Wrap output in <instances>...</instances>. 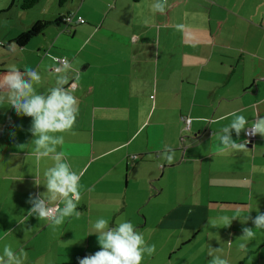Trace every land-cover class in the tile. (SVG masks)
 <instances>
[{"label":"crops","instance_id":"obj_1","mask_svg":"<svg viewBox=\"0 0 264 264\" xmlns=\"http://www.w3.org/2000/svg\"><path fill=\"white\" fill-rule=\"evenodd\" d=\"M152 3L37 0L0 23L8 30L0 34V74L27 65L46 92L55 81L50 55L78 69V115L56 134L65 141L58 151L82 174L78 218L54 226L29 216V194L46 191L43 172L53 161L33 155L31 118L0 104V255L10 245L27 252L24 264H78L100 250L92 225L102 217L110 227L130 221L155 245L142 264H208L209 245L228 264H264V229L252 223L264 213V137L245 150L217 148L231 113L249 122L264 116V0H167L164 13ZM68 14L70 25L48 26L8 50L31 22ZM231 135L245 140L243 131ZM222 216L233 218L229 226ZM245 227L255 232L247 241L239 239Z\"/></svg>","mask_w":264,"mask_h":264},{"label":"clouds","instance_id":"obj_2","mask_svg":"<svg viewBox=\"0 0 264 264\" xmlns=\"http://www.w3.org/2000/svg\"><path fill=\"white\" fill-rule=\"evenodd\" d=\"M166 6L167 0H153L151 10L154 13H164ZM175 27L182 30L184 25L178 24ZM17 48L19 46L14 42L8 45L9 51ZM49 59L53 62L49 67L55 73L54 86L49 87L46 92L37 91L36 85L42 81L40 73L27 65L21 71L16 64H11L7 71L0 74V104L6 101L17 115L31 118L29 131L32 135L30 143L33 145V155L37 160L49 158L53 161L52 166L43 172L42 186L46 191L29 194L27 203L31 207L28 214L59 226L64 223L65 218L80 216L77 206L82 197L80 184L82 174L72 169L63 151H58V146L63 145L65 141L63 135L56 134L72 129L78 115L79 104L74 95L78 69L73 67L67 57L50 55ZM231 115L234 119L217 134L219 141L217 148L220 152L246 149L249 141L236 142L231 135L233 132L237 137L242 131L248 137L256 135L264 137V116L257 115L256 119L249 122L236 112ZM163 158L171 163L174 159L173 150L166 148ZM56 201L62 203L63 207L54 204ZM218 220L229 226L233 218L222 216L218 217ZM252 223L255 229H264V213L258 211L252 218ZM92 227L100 250L77 258L78 264H142L145 254L152 256L156 251L155 245L147 244L144 236L130 221L122 220L110 227L109 221L101 217ZM7 233L12 232L9 230ZM242 233L239 239L245 241L255 235L254 230L247 227L242 229ZM239 249L245 251L246 244L241 243ZM220 251L221 249L209 245L208 255L211 259L208 264H228L226 259L216 255ZM26 259V251L20 249L16 252L10 245H5L3 254L0 255V264H24Z\"/></svg>","mask_w":264,"mask_h":264},{"label":"trees","instance_id":"obj_3","mask_svg":"<svg viewBox=\"0 0 264 264\" xmlns=\"http://www.w3.org/2000/svg\"><path fill=\"white\" fill-rule=\"evenodd\" d=\"M137 1L138 0H132V2H134V3L137 2ZM65 2H66V0H57V4L59 6H62ZM13 3H14V0L12 1V4ZM36 3H37V0H25V1L22 2V4L19 6V8L21 10H27L31 6H33V5L35 6ZM68 15L72 16V18H74V16H75V14H68ZM65 17H67V16H65ZM65 17L57 19L56 21H53V22H49V21H35L34 22L33 21V22H31L30 27L28 28V30H26L25 32L21 33L20 35H17L13 40H11V42L12 43L14 42L16 45L19 46V48H22L28 43V41L31 38H34L35 36H37L39 33H41L48 26L57 25V24H64V26H68V25H70L73 22V19H72V21L70 23H64L63 18H65ZM76 17H75V23H76ZM181 120L185 121V123H186V118H182L181 117ZM186 126H187V124H186ZM253 142H251V143H253ZM251 143H248V144H251Z\"/></svg>","mask_w":264,"mask_h":264},{"label":"rangeland","instance_id":"obj_4","mask_svg":"<svg viewBox=\"0 0 264 264\" xmlns=\"http://www.w3.org/2000/svg\"><path fill=\"white\" fill-rule=\"evenodd\" d=\"M22 1L23 0H17V3L12 8L9 9V11H8L9 13H5V14L1 13L0 14V23H4L5 24L6 22H8V20L14 19V17H12V16H19V13H25V12H19L18 5ZM10 2H11V0H0V5L6 7L8 9V6L10 5ZM14 2H16V0H14ZM12 12H14V13H12ZM11 13H12V15H10ZM26 13L28 14V12H26ZM9 16H11V18ZM23 17H25V16H23ZM1 30H3V32L0 31L1 35H6L8 33L7 32L8 30L5 29L4 27L1 28ZM258 244H259V246H261L260 242H258Z\"/></svg>","mask_w":264,"mask_h":264},{"label":"built area","instance_id":"obj_5","mask_svg":"<svg viewBox=\"0 0 264 264\" xmlns=\"http://www.w3.org/2000/svg\"><path fill=\"white\" fill-rule=\"evenodd\" d=\"M72 19H73L72 16H69V15H67V17L63 18L64 23H70L72 21ZM78 22H79V24H82V23H84V20L82 18H80L79 16H77L76 17V23H78ZM189 122H190L189 120H186V123H187V126L186 127L189 126ZM244 138H245V140H248L249 141L248 143H251V142H253L256 139V136H254V137H248L244 133Z\"/></svg>","mask_w":264,"mask_h":264}]
</instances>
